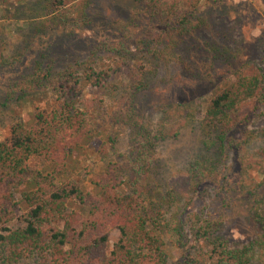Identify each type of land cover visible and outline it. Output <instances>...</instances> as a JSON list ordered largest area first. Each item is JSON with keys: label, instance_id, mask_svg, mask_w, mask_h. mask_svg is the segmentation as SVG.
Segmentation results:
<instances>
[{"label": "trees", "instance_id": "obj_1", "mask_svg": "<svg viewBox=\"0 0 264 264\" xmlns=\"http://www.w3.org/2000/svg\"><path fill=\"white\" fill-rule=\"evenodd\" d=\"M199 1L193 0L191 5L179 1L163 9L154 0H147L146 5L153 17L168 18V27L175 31L172 46L176 47L191 38L190 32L197 31L191 22L196 18ZM87 3L88 0H77L71 7L66 0L49 1L39 15L44 19L32 27L41 30L43 25H67L70 12L78 14L76 21L92 22L95 17L85 13ZM96 22L104 24L98 19ZM137 43L146 49L152 39ZM106 44L105 52H116V58L100 71L90 66L103 59L97 51L89 62L77 58L59 72L55 71L56 59L45 64L48 55L42 53L33 70L11 87L7 105L28 102L34 109L13 121L10 135L0 141V264H86L89 255L103 250L108 239L109 228L100 236L91 234L101 219L117 227L120 236L98 264H166L167 242L181 249L179 264H253L258 256L264 262V130L259 136L253 130L242 129L251 120L252 111L241 117L236 114L237 105L253 96L256 89L259 97L252 104L254 109L260 107L264 101V84L260 86L264 74L255 80L238 75L235 82L218 85L219 90L198 123L203 135L202 152L185 170L182 180L168 184V189H163L156 177L157 164L150 148L169 135L159 136L148 125L140 124V108L144 105L138 95L141 88L138 85L127 89L115 100L110 120L112 126L127 125L131 130L133 147L122 154L121 167L115 163L124 177L113 175L115 169L109 162V170L93 178L88 187L79 175L84 169L82 160L93 142L103 137V128L97 124L90 127L89 106L81 102L82 90L93 86L103 91L114 72L122 68V54L114 47L127 51L123 42L114 47L103 42L99 48ZM214 52L225 54L216 47ZM49 87L57 96L47 100L48 109L43 110L37 96ZM91 106L98 111L96 102ZM165 112L169 114L167 109ZM6 114L0 112V118ZM190 124L194 127L195 120L191 119ZM237 130L241 133L235 138L231 133ZM237 173L241 180L234 183ZM208 180L218 186L216 194L222 211L215 216L202 209L184 219L182 189L195 190ZM17 188L22 193L18 200ZM239 200L249 205L247 218L257 232L241 246L232 245L225 234L228 221L223 212L233 209ZM162 217L166 222L159 223ZM14 220L21 224L12 227ZM60 220L62 226L58 224ZM187 242L190 246L185 250Z\"/></svg>", "mask_w": 264, "mask_h": 264}, {"label": "rangeland", "instance_id": "obj_2", "mask_svg": "<svg viewBox=\"0 0 264 264\" xmlns=\"http://www.w3.org/2000/svg\"><path fill=\"white\" fill-rule=\"evenodd\" d=\"M49 1L52 0H0V112L7 113L0 118V141L10 135L13 121L20 120L21 116L34 109V105L28 102L7 105L6 100L13 92L12 86L33 70L38 56L47 54L45 64L48 65L55 58V71L59 72L67 69L77 58L82 62L88 61L97 51L103 59L90 66L100 71L112 62L113 57L116 58V52H105L107 44L103 48L99 46L106 42L114 47L123 42L126 52L114 47L122 54L123 59H119L122 68L114 72L106 88L101 91L87 86L81 94V102L89 106L87 118L90 127L95 128L97 124L103 128V137L93 142L82 160L84 169L79 175L88 187L92 186L93 178L109 170V162L112 163L111 169H115L111 173L118 175V179L124 177L120 175L121 170L116 169V164L121 167L124 161L122 154L133 147L131 130L127 125L112 126L110 120L115 112V100L127 89L133 90L138 85L141 88L138 95L144 105L140 108V124L148 125L159 136L169 135L150 148L157 164L156 177L162 188L168 189V184L182 180L185 170L202 152L203 135L198 123L204 118L209 101L219 90L218 85L224 81L235 82L238 75H249L255 80L264 74V0H200L196 18L191 22L198 27L197 31L190 32L191 38L176 47L172 46V33L175 31L168 27V18L153 17L146 5L147 0H88L85 13L90 18L95 17L94 21H76L78 14L70 12L67 25L61 24L56 28L41 25V30L34 29L32 26L44 19L39 15L44 9L42 6L48 5ZM154 1L163 9L179 1L191 5L193 0ZM66 3L75 7L77 0H66ZM97 19L104 24L98 25ZM145 38H151L152 43L142 49L137 42ZM215 47L225 54L215 55ZM228 52L231 57H228ZM263 84L262 78L260 86ZM55 93L50 87L43 89L37 96L41 100L37 99V104L47 110V100L55 98ZM258 97L256 89L253 96L244 98L237 105L236 114L241 117L252 111L251 120L242 129L253 130L260 136L264 130V101L257 109L252 104ZM94 102L98 111L92 109ZM191 119L195 120L194 127L190 124ZM240 133L237 130L231 134L237 138ZM233 179L234 183L240 182V174L237 173ZM217 187L208 180L195 190L186 192L182 189L185 193L180 201L184 207L182 217L189 219L202 209L218 216L222 210ZM154 191L157 192V187ZM21 197L22 193L17 188L16 200ZM237 202L233 209L223 212L228 221L225 234L231 238L232 245L241 246L254 238L257 232L247 218L249 205L246 200ZM20 211L22 213L23 210ZM158 221L164 223L166 219L162 217ZM20 224L17 220L11 222L12 227ZM58 224L62 226L63 222L60 220ZM108 228L103 250L97 249L89 255L86 264L100 263L103 253L114 248L120 236L117 227L101 219L99 227L91 234L100 236ZM189 246L190 242H187L185 250ZM166 249L169 251L166 264H179L181 249L175 243L168 245V242ZM258 258L253 264H264Z\"/></svg>", "mask_w": 264, "mask_h": 264}]
</instances>
